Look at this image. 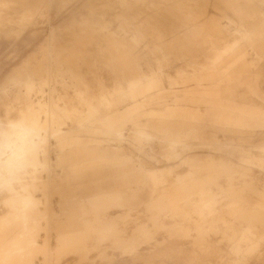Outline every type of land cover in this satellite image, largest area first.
Returning a JSON list of instances; mask_svg holds the SVG:
<instances>
[{"label": "rangeland", "instance_id": "1", "mask_svg": "<svg viewBox=\"0 0 264 264\" xmlns=\"http://www.w3.org/2000/svg\"><path fill=\"white\" fill-rule=\"evenodd\" d=\"M242 2L0 0V264H264V210L239 202L264 201L261 157L189 166L172 138L181 98L257 57L236 48L243 19L263 14ZM226 8L222 39L187 35ZM187 123L233 137L208 118ZM35 199L36 212L20 208Z\"/></svg>", "mask_w": 264, "mask_h": 264}, {"label": "crops", "instance_id": "2", "mask_svg": "<svg viewBox=\"0 0 264 264\" xmlns=\"http://www.w3.org/2000/svg\"><path fill=\"white\" fill-rule=\"evenodd\" d=\"M240 5L241 8L256 6L257 8H261V12H263V14H261V19H259V17L257 19H251L249 17V19H243V22L247 23L248 26L243 23V27L237 28L236 30L240 35L239 37L243 38V41L236 48L240 49L241 47L244 49L242 53L250 55L257 54V57L251 56V58L237 64L236 67L231 68L230 71L227 72V76L222 78L221 81L212 80L211 82L201 84V86H194L192 89L197 93H194V95H185V98H181L179 101L180 104L176 106V108H173L175 109L173 112L178 114L181 122L177 124V132L174 133L172 138L183 142L186 150L190 149V151L183 156L185 159L183 162H187L189 166L198 163V161H202L208 156L222 157L226 160L233 159L237 163L253 161L254 164H256L259 157H261L263 169H257L264 178V88L261 86L260 81L261 74L264 71V1L261 0L260 2L254 0L251 4H246L243 0ZM227 10V8L221 11L218 10L221 16L219 19L209 18L208 25L205 24V26H202V24L196 25L193 23V26H188L187 30L190 32H188L187 35L190 36L193 32L200 34L199 32L205 30L206 27L207 32L215 34L216 39H222L228 31L225 32L226 34H224L223 31L222 34L224 25H221L224 22H221L220 19H223V16L228 17ZM195 13H197V10L193 12L192 15ZM196 19L198 18L196 17ZM121 25L120 23L119 29L122 28L123 25ZM105 27H108V25ZM109 28L110 30L106 29L108 31L106 37L114 39L112 34L115 33L111 25ZM132 37L133 35L131 39ZM235 42H239V40ZM228 47L229 46H225L223 49ZM222 50L220 52H222ZM223 65L226 67H223L222 70L225 68L227 70L229 68L227 67V63ZM238 86H244L248 91L247 93L260 99L263 105L260 106L252 100H248L244 94H239L237 90ZM169 110L170 109L165 108L161 110L160 114L165 116L171 112ZM204 118H208L213 125L223 128L224 133H231L233 137H229L226 142H221L214 132L208 134L201 128L188 125L187 123L189 120H201ZM221 145L226 148L222 149ZM200 150H208L209 152L200 156L196 153V151ZM216 153H220L221 155H213ZM185 167L187 166L185 165ZM128 174L131 175L134 173L130 170ZM149 189L150 192H152L151 187H149ZM150 192H148L147 195H150ZM136 195L137 194L134 192L128 191L126 197L127 201L135 197L138 198ZM239 202H244V204L251 207L264 210V201L251 202L243 198ZM238 224H240L241 229H245L244 231H250L248 226L241 225V223ZM164 248H166V245L160 248L157 253L161 252ZM170 248L172 247H169V249ZM238 248L237 244L233 246L232 253L238 255ZM129 255L131 261L145 256L141 253L137 256L133 254ZM238 262H240L239 259Z\"/></svg>", "mask_w": 264, "mask_h": 264}, {"label": "bare ground", "instance_id": "3", "mask_svg": "<svg viewBox=\"0 0 264 264\" xmlns=\"http://www.w3.org/2000/svg\"><path fill=\"white\" fill-rule=\"evenodd\" d=\"M230 2V6L232 7V9L235 11V12H237V13H239V10H238V8L236 7V5L233 3V2H231V1H229ZM260 18V17H259ZM42 59H44V58H42ZM45 60V59H44ZM45 62V61H44ZM73 108H75V107H73ZM33 109V108H32ZM54 110H58V111H60V112H62L64 109L63 108H60V107H54V108H52V109H48V111H50L51 113H55L54 112ZM76 110V109H75ZM48 111H47V113H48ZM28 112V111H27ZM47 113H46V116H47ZM31 114H32V112H31ZM34 114V113H33ZM29 116H30V114H29ZM32 116V115H31ZM34 116V115H33ZM31 118H33V117H31ZM47 118H48V116H47ZM37 129H38V126H36L35 128H33V129H31V130H34V132L33 133H35L36 131H37ZM37 150H38V153L39 152H42V148L40 147V146H38L37 145ZM25 160L28 162L29 161V164H31V165H36L37 163L39 164V161H38V158H37V156L35 155V154H33L32 153V151L30 150L27 154H26V157H25ZM196 161V160H195ZM205 165V164H204ZM203 165V166H204ZM209 165V164H208ZM211 165V164H210ZM207 167V166H206ZM204 168V167H203ZM190 169V168H189ZM190 171V170H189ZM195 173V172H194ZM194 173H192V172H187L186 171V173H185V175H186V178L188 177L189 179H191L192 178V176L194 175ZM196 174V173H195ZM187 178V179H188ZM184 184V183H183ZM188 184V183H187ZM186 186H188V185H186ZM184 187V186H183ZM117 193V192H116ZM116 193L114 194V195H116ZM118 194V193H117ZM119 195V194H118ZM111 195H109V197H110ZM113 198H114V196H112ZM117 197V196H116ZM119 197V196H118ZM117 197V198H118ZM111 198V197H110ZM47 201V200H46ZM45 201V202H46ZM121 201H122V198H121ZM48 202V201H47ZM112 202V201H111ZM115 202V201H114ZM118 202V201H117ZM119 202H120V200H119ZM37 203H39V202H37V200L35 199V200H25V201H21L20 202V208L22 209H24V211H26V212H28V213H30V211H32L31 209H34L35 210V207L37 206ZM117 204H120V203H117ZM44 207H45V205H44ZM22 209V210H23ZM45 210H46V208H44ZM30 210V211H29ZM34 210H33V212H34ZM50 211V210H49ZM25 212V213H26ZM33 212H31V214L33 213ZM35 212H36V210H35ZM44 212H47V210L46 211H44ZM44 212L42 211L41 213H42V219L44 218L43 217V214H44ZM24 213V214H25ZM48 213V212H47ZM36 213H34V215H35ZM39 214H37L38 216H39ZM26 215V214H25ZM28 215V214H27ZM49 215V213L46 215V216H48ZM22 216V215H21ZM31 215H29V219H31L32 221H34L35 220V217H33V214H32V218L30 217ZM46 216H45V218H46ZM34 218V219H33ZM49 218V217H48ZM28 219V220H29ZM25 222V221H24ZM29 222H30V220H29ZM35 223V222H34ZM26 227V226H25ZM24 227V228H25ZM24 231V230H23ZM22 231V232H23ZM20 232V231H19ZM4 234V233H3ZM5 235V234H4ZM48 236V235H47ZM13 250V249H12ZM16 251V250H15ZM19 251V250H18ZM18 251H16L17 252V254H18Z\"/></svg>", "mask_w": 264, "mask_h": 264}]
</instances>
